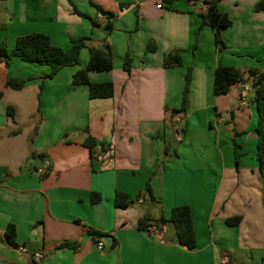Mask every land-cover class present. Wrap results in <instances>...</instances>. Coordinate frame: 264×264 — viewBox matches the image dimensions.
<instances>
[{"label": "crops", "instance_id": "crops-1", "mask_svg": "<svg viewBox=\"0 0 264 264\" xmlns=\"http://www.w3.org/2000/svg\"><path fill=\"white\" fill-rule=\"evenodd\" d=\"M258 1L219 2L217 12L230 25L220 32L224 48L218 50L199 5L184 0H0V42L8 51L34 33L63 50L77 38L86 45L78 64L53 78H46L47 66L17 57L6 66L0 59V264H264L256 104L250 91L241 100L237 85L226 95L213 92L219 65L264 74ZM99 9L113 16L101 20ZM91 48L112 56L110 71L88 73L93 83L113 84L110 98L89 99L86 86L72 85ZM174 51H181V65L164 67ZM126 55L129 72L123 70ZM188 67L186 111L172 116ZM9 79L24 86L9 88ZM116 192L127 195L126 207L115 206ZM92 193L99 203H91ZM179 206L189 207L195 248L178 244L171 224L163 244L138 228L141 218L167 219ZM232 218L238 223L227 225ZM8 225L15 227L14 245L3 238ZM105 236L110 249L100 250L96 244Z\"/></svg>", "mask_w": 264, "mask_h": 264}, {"label": "trees", "instance_id": "trees-1", "mask_svg": "<svg viewBox=\"0 0 264 264\" xmlns=\"http://www.w3.org/2000/svg\"><path fill=\"white\" fill-rule=\"evenodd\" d=\"M167 4H172L175 0H162ZM186 4L197 5L201 2L205 6V12H202L203 22L202 26H209L212 29L214 42L218 50L224 48L220 32L223 28L230 25V20L226 15H221L217 12V5L221 0H184ZM124 5H121L123 8ZM255 10L258 12H264V0H259L255 5ZM102 15L106 18H111L113 15L109 12L101 11ZM110 28V24L107 25ZM196 46V37L194 39V45ZM85 38L73 39L71 46L67 50H63L51 44L48 36L44 34H29L19 37L16 42L14 49L8 51L6 44L0 42V59L7 66L12 57H17L23 62L38 64L42 66H47L49 68V73L46 78H53L61 69L66 67H72L78 64L80 52L85 48ZM154 47L152 48V50ZM131 59L128 55L125 56L123 61V70L129 72L131 67ZM181 65V51H174L167 54L163 60L164 67H174ZM113 67L112 56L109 52L89 49V59L86 66L82 69L76 71L72 77L73 86H86L88 91L89 99H106L113 95V84L111 82L103 83H93L88 78L89 72H103L110 71ZM191 73L192 68L188 67L184 75V84L181 92V102L180 107L176 110H171L172 116L183 114L186 111L189 86L191 83ZM247 74L253 79L254 88V101L257 110V127L255 129L256 136V160L259 165V169L264 171V74L257 70H240L234 67H225L219 65L216 67L214 72L213 80V92L215 95H226L231 86L234 83H243L245 81L244 77ZM25 81L9 79L6 86L9 88L19 90L24 86ZM42 87V84H41ZM2 97V92L0 91V98ZM12 109L8 107L7 114L13 117ZM233 137L234 144V159L236 165H238L241 154L238 149L239 146L236 144ZM84 146L92 153L94 143L92 140L87 139L84 142ZM146 191L150 193L149 184L146 185ZM100 196L98 194H91V203L96 204L100 202ZM115 206L117 208H124L127 206V195L124 193L116 192L114 198ZM238 218H232L226 220L227 225H236L238 223ZM149 223L147 217H143L138 221V228L144 230L145 226ZM157 225L171 224L174 228L175 236L178 244L191 250L196 246L195 232L193 228L192 219L190 216V210L188 206L175 207L170 211L169 217L166 219L163 216L159 220L154 221ZM93 237H102L101 233L95 231H89ZM15 237V227L13 225H8L3 238L11 245H14Z\"/></svg>", "mask_w": 264, "mask_h": 264}, {"label": "built area", "instance_id": "built-area-1", "mask_svg": "<svg viewBox=\"0 0 264 264\" xmlns=\"http://www.w3.org/2000/svg\"><path fill=\"white\" fill-rule=\"evenodd\" d=\"M198 5H199L201 11L202 12H205V6L201 2H199ZM158 7H161V5H159ZM98 18L101 19V20H104V21L106 20V17L105 16H102L100 14H98ZM248 91H249V88L248 87H244V89L241 90V92H240V99L241 100H244L245 99L246 92H248ZM173 132H174V135H175V141L176 142H180L181 141V138H182V130L177 125H175L173 127ZM47 168H48V164L46 163L44 168L43 167H39L37 169V173L39 175H43L46 172ZM165 229H166V225L165 224L164 225H157L154 222H150V223H148L145 226L144 231L147 232V233H151V234L155 235L158 238L159 242L161 244H163L162 235H163ZM96 246H97L98 249L102 250L103 247H104V244H103L102 241H99L96 244ZM18 250L21 253H24V254L28 252L27 249L24 246H19L18 247ZM33 258L35 260L41 259L42 258L41 252H39V251L34 252L33 253Z\"/></svg>", "mask_w": 264, "mask_h": 264}, {"label": "rangeland", "instance_id": "rangeland-1", "mask_svg": "<svg viewBox=\"0 0 264 264\" xmlns=\"http://www.w3.org/2000/svg\"><path fill=\"white\" fill-rule=\"evenodd\" d=\"M244 79H245V81L243 83H234L233 85L234 86L237 85L238 87L241 88V90L244 89V87H248L249 88V91L251 92V97L250 98H252L254 100V95L255 94H254V88L252 86L253 79L251 77H249L247 74H245ZM246 94H248V93L246 92ZM178 126H179V124H178ZM172 145L174 146V142H172Z\"/></svg>", "mask_w": 264, "mask_h": 264}, {"label": "water", "instance_id": "water-1", "mask_svg": "<svg viewBox=\"0 0 264 264\" xmlns=\"http://www.w3.org/2000/svg\"><path fill=\"white\" fill-rule=\"evenodd\" d=\"M103 240H104L105 249L109 250L110 249V244H111V237L110 236H105Z\"/></svg>", "mask_w": 264, "mask_h": 264}]
</instances>
